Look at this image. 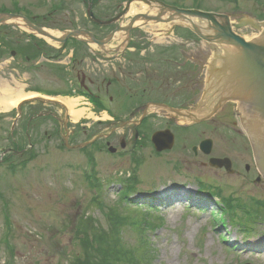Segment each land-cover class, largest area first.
<instances>
[{"label": "rangeland", "instance_id": "374dc122", "mask_svg": "<svg viewBox=\"0 0 264 264\" xmlns=\"http://www.w3.org/2000/svg\"><path fill=\"white\" fill-rule=\"evenodd\" d=\"M83 1L0 0V11H21L56 36L77 28L95 31L87 20V5ZM124 1L103 0L94 10L95 15L101 20L113 18L120 8L123 9ZM161 1L180 8L198 7L195 5L200 4L204 10L226 14L231 20L243 16L264 18V0ZM134 5L138 10L142 7L149 9L142 2ZM129 19L125 18L121 25L128 23ZM120 23L112 25L104 34ZM145 28V32L139 28L133 32L139 43L149 37H163L155 40L160 43L174 42V37H193L185 30H176L170 36L167 34L170 25L167 24L151 22ZM169 36L172 38L168 39ZM34 37L27 29L11 25L0 27V82L9 83L13 89L17 83L25 93L40 91L51 97L64 95L68 88L64 69L68 58L53 57L51 54L61 52L60 46L48 43L50 47L43 43L39 59L32 63L36 59L33 56L37 55L31 43ZM202 47L204 51L203 48L201 51L210 57L211 47L205 43ZM147 68L153 69L150 75L165 74L162 66ZM87 69L92 73H97L98 69L114 70L113 66L106 67L101 63H89ZM133 69L135 71L131 72ZM137 69L133 66L125 73L128 86L133 83L132 77ZM113 75H104L105 82L109 80L111 83ZM142 84L136 83V86ZM115 90L110 88L107 96L124 92L123 89ZM66 100L76 101L84 107L81 98ZM34 107H39V104L27 106L25 112L31 114ZM2 114L10 115L0 119V159L5 158L3 152L9 148L19 154H14L11 162L0 165V264H72L71 259L83 251L75 239L78 230H84L82 219H93L103 232L110 231L112 222L116 221V227L123 230L127 247L144 248L146 264H152V260L153 264H264V250L257 249L264 245V185L252 182L241 169L242 163H251L248 152L244 150L245 142L232 134L243 133L239 123L232 129L217 127L216 132L201 126L195 132L179 133L182 138L178 139L173 150L162 156L144 150L141 158L144 162L139 165L132 160V154L127 156L133 161L129 162L121 154L110 155L107 149L87 151L90 157L82 150H69L62 141L63 130L52 120L35 118L29 125L28 117L19 119L15 126V110ZM92 121L84 119L78 124L73 123L75 140L71 143H83L91 135L83 133L81 128L83 123ZM164 127L165 123L151 120L150 129L153 131ZM12 131L15 140L11 138ZM207 137L215 143L213 156H228L234 161L237 169L234 175L203 166L193 156L190 147ZM115 146L119 147V143ZM182 159L188 164L186 169L177 164ZM137 168L140 180L136 185L137 191L161 193L164 186H172L178 187V192H184L186 187H192L204 196L200 202L173 204L168 200L158 203L142 199L135 194L134 204L129 205L119 183L120 179L130 177L131 169ZM153 171L157 174L152 176L150 173ZM194 177H203L211 184L214 188L212 193L207 189L199 192ZM219 192L221 198H232L240 205L232 210L235 212L232 217L226 216ZM209 193L215 195L209 196ZM244 221L250 230L242 229Z\"/></svg>", "mask_w": 264, "mask_h": 264}, {"label": "flooded vegetation", "instance_id": "af4514ba", "mask_svg": "<svg viewBox=\"0 0 264 264\" xmlns=\"http://www.w3.org/2000/svg\"><path fill=\"white\" fill-rule=\"evenodd\" d=\"M118 28L120 25L114 29ZM104 38L101 36L97 40L104 41ZM171 38L168 37V39ZM137 39L138 37L133 35L115 39L111 44L109 43L110 45H106L109 47H98L91 45L88 39L81 38L70 40L59 49L61 52L51 54L57 58L64 56L68 58L64 65L68 88L67 93L61 96L74 95L76 98H81L83 100L81 105L95 109L99 118L104 114L109 115V120L82 124V132L91 134L85 141L96 139L94 145L101 150L112 147L117 151L116 154L122 156H125L127 151V156L133 153L142 155L145 149L152 152L151 138L159 131H171L175 135L177 144L178 139L182 138L179 133L195 132L201 126H207L212 132H216L217 127L236 128L237 119L240 123L243 122L241 112L236 106L224 105L219 113L213 115L216 109L215 97L210 101H202L201 77L207 71L212 57H208L206 52L201 51L203 43L200 38L174 37L172 39L174 42L163 43L155 41L163 37L145 38L146 41L143 43L137 42ZM207 46L214 51L212 45ZM177 49L179 51L175 52L174 50ZM42 59L45 60V57ZM50 61L53 60L50 59ZM89 63L113 66L114 70L98 69L100 72L92 73L87 69ZM133 66L138 68L137 76L135 74L132 77L133 85L128 86L125 73ZM157 66L164 67L165 74L150 75L153 69L147 67ZM133 71L135 70L131 72ZM110 72L114 74L112 81L105 82L103 76H112ZM136 83L143 84L136 86ZM110 88L117 91L123 89L124 92L118 93L115 90V96H107ZM36 92L40 93V91ZM54 96V98H63L60 95ZM35 104L43 106L41 102ZM39 108L40 106L37 107ZM60 108L63 110L61 111ZM46 109L38 110L37 117L52 120L61 128L70 127L69 139L75 140L73 121L67 110L58 101L49 104ZM151 120L165 123L166 127L153 131L150 129ZM181 122H187V124ZM232 134L236 139H242L241 141L245 144L248 141L243 133L233 132ZM118 143L119 147L115 146ZM194 148H196L195 143L190 147L192 152ZM197 155L198 153L194 154L196 158H198ZM244 169L246 176L252 182L264 185V175L256 166L245 165Z\"/></svg>", "mask_w": 264, "mask_h": 264}, {"label": "water", "instance_id": "95a60500", "mask_svg": "<svg viewBox=\"0 0 264 264\" xmlns=\"http://www.w3.org/2000/svg\"><path fill=\"white\" fill-rule=\"evenodd\" d=\"M135 1H143L149 5L156 3L159 13L158 16L152 18L148 15L137 16L132 19L131 23H134L138 19L147 22L170 23L176 19L187 21L188 18H200L213 24L215 35L212 36V40H216L218 44L226 46L223 47L225 54L219 53L217 55V60L224 66L222 71H220V77L222 76V78L219 81V77L215 84L214 97L222 94V99L217 108L231 100L238 102L241 113H245L244 115L247 116L248 124L246 128L248 134L252 137L255 152L258 154L259 168L262 174H264V23H258L246 16L230 20L227 16L180 10L165 6L154 0H130L125 10L114 20L109 22L95 20V22L100 26H107L124 18L130 5ZM167 14H169V17L164 20L162 17ZM91 17L93 18L92 15ZM218 20H221L222 24ZM12 21H21L33 34L42 36V38H47L53 42L65 43L70 38L86 37L100 46L104 45L103 42L95 41L94 36L89 32H66L62 38H57L45 29L34 26L24 17L11 14L0 15V26L11 23ZM191 24V28L199 37H206L201 34L200 29L193 22ZM132 30L130 26L125 29L129 36H131ZM114 36L115 33L111 34L109 39H112ZM227 48H229L228 51L225 50ZM219 84H221V93L216 90ZM181 123L187 124V122ZM163 137L165 135H157L154 138L156 145L159 147V151L163 150L160 146ZM225 162L216 160L212 161V165L223 167Z\"/></svg>", "mask_w": 264, "mask_h": 264}, {"label": "bare ground", "instance_id": "6f19581e", "mask_svg": "<svg viewBox=\"0 0 264 264\" xmlns=\"http://www.w3.org/2000/svg\"><path fill=\"white\" fill-rule=\"evenodd\" d=\"M159 3H161V4L165 5V6L172 7V8H177V9H180V10L198 11V12L210 13V14H215V15H220V16H227L231 20V17L226 15V14L215 13V12H210V11L204 10L201 7L200 4H196L195 5V6H198V7L192 6L190 8H180V7H176V6L165 4L164 1L162 2L161 0H159ZM145 5H147V4H145ZM134 6H135L134 4L130 5V8L128 9V12H127L128 14L125 15L126 18H130L131 19L132 17H134L137 14L138 15H148L150 18L153 17L152 15L155 16V12H153L152 10H151V13H149V12H147V11H149V9H147L145 7H142L140 10H138V9L134 8ZM248 18L251 19V20H254V21L258 22V23H264V18L255 19V18L250 17V16H248ZM130 19H129L128 22H129V26L132 27V29H133L132 31L133 32H134V29H138L139 27H141V28L143 27L142 29L140 28L141 31H143V32L146 31V28H144L145 27L144 26L145 25L144 22L139 23L140 21L138 20V21H135L134 23H131L132 20L130 21ZM191 22H193V24H195L200 29L201 34L206 36L205 38L199 37L194 32V30L191 28L192 27ZM218 22L220 24H222L221 20H218ZM185 24H186L185 31L191 33V35L193 37L201 38V39H203V40H205V41H207V42L212 44V46L214 47V50H215V57H217V55L219 53L225 54L223 47H226V46L218 44L216 40L215 41L212 40V36L215 35V31L213 30V24H210L206 20H202L200 18H188L187 21H185ZM36 27L41 28V29H45V28H42L40 26H36ZM127 28H128V26H127ZM45 30L49 31L47 29H45ZM69 32H74V31H69ZM50 33L52 35H55L54 32L53 33L50 32ZM30 34H32V33H30ZM127 36H128V32L118 33L115 36V38H113V40L122 39V38H125ZM36 38L38 40L41 39L40 41L43 42L42 36L36 35ZM59 38H61V37H59ZM45 39L47 41H45L43 43H46V45H48V43L51 44L49 39H47V38H45ZM70 40H72V39H70ZM113 40H111V41H113ZM58 45H59V43H57V46ZM48 46H50V45H48ZM102 47H104V46H102ZM106 47H109V46H106ZM228 49L229 48H227L225 50L228 51ZM223 67L224 66L221 63H215V58H214L210 62V65H209L207 71L202 74V76H203V77H201V88H202V90H201V99H202V101H207V100L210 101V100H212L214 98V96H215V84H216L218 78L220 77V71H222ZM14 85H16L15 89H13L10 86L9 83L0 82V114L11 111L22 100H30V99H34V98L38 97L37 94L32 93V92L25 93L23 90L20 89V87H19V85L17 83H15ZM48 100H55V99L48 98ZM55 101H58V100H55ZM58 102L67 110V113L69 114V117L71 118L73 123H76V124H78L79 122H81L84 119L93 120V121H97V120L106 121V120L110 119L108 114H104L101 118H99V115L97 114V111L95 109H92V108H89V107H82L78 103H76L75 101L73 102V101H66V100H63V99H59ZM228 103L233 105V106H236L238 108V110L240 111L238 102H236V100H231ZM229 131L232 133L231 130H229ZM157 135H162V136L165 135V137H163L161 139L162 143H160V146L163 148L162 151H159V149H158L159 147L156 145V143L154 141V138ZM248 141H249V144H247ZM248 141L244 145V150L246 152H248V154H249L248 158H249V161H250L251 164H247L246 162L242 163L241 169H242V171H245V169H244L245 165H249L251 167H253V165H254L261 172V170L259 168L258 154H256V152H255L251 136L248 139ZM151 144H152V147H153V150L151 152L152 155L153 154L156 155V156L165 155V154L169 153L171 150H173L174 147L176 146L175 135L171 131H159V132H156V133L153 134V136L151 138ZM195 145H196V148H194L193 152L191 151V153L193 154V156H194L195 153H198V155H197L198 156V160L200 161V164H202L203 166L208 165L210 168H212L214 170H218V171H224V173H226L228 175H234L235 171H237V169L235 168L236 167L235 163L233 164L234 161L231 158H229L228 156H223V157H216V155L213 156V153H214V150H215V143H214V141L211 138L210 139H203V140L200 141V143L197 142ZM82 147H84V152H87V151L95 152V150L99 152V151H103V150L107 149V148H104L103 150H101V148L95 146L93 141H91V140L89 142L84 143L82 145ZM107 151H108V153L110 155H114V156L120 155V154H116L117 151L114 148H112V147L107 149ZM146 151L150 152L149 149H145V152ZM127 153H128V151L125 152V156L124 157H126L128 159V161L130 162L131 159L127 157ZM87 154H88V157L91 156V155H89L90 153L87 152ZM142 157H143L142 155L136 156L135 153H133V159L132 160L134 161V163H138L140 165V164H142L144 162L141 159ZM204 159H206L205 162H201ZM216 160L226 161V162H225L223 167H217V166L212 165V161H216ZM177 164L178 165H183L185 167V169L188 166V164L183 159L182 160H178ZM130 171H131L130 177L129 178H125L124 180L120 179V183H119L120 187L122 189L121 193L124 194L123 197L125 198V200L128 201L129 205L130 204H134L133 200L135 198H137V196H134L135 194L140 196L142 199H149V200H152V201L158 202V203H162V202H164L166 200L172 201L173 204H179V203L180 204H186L187 202L194 203V201L200 202L201 199L203 198L202 196H204V194L201 191H203L204 189H207L206 191L210 190L211 193H212V191L214 189L213 186L211 184H208V182L203 177H194V179H195V181H196V183L198 185L197 189H199L200 190L199 192H201L200 194H198V190H193L192 187H186L187 190H185L184 192H182V191L178 192V187H172V186L169 187V188H168V186H166V187L164 186L165 190L160 189V190H162L161 193L160 192H156V191H152V190H149V191L146 190L144 192H140V191H137V187H136V185L138 183H140L139 182L140 180H139L138 168L137 169H131ZM156 174H157V171L156 172L153 171L152 173H150V175H152V176L156 175ZM245 175H246V173H245ZM190 177L193 178V176H190ZM185 180L189 181L190 179H185ZM141 182H143V180ZM255 183L258 184L257 182H255ZM145 185H146V183H145ZM201 185H202V187H201ZM209 185H211L212 187H210ZM147 186H150V185L147 184ZM184 188H182V189H184ZM189 191L192 192V193L191 194L188 193ZM221 192L218 193L220 198H221ZM206 195H208V194H206ZM214 195L215 194H210L209 193V196H214ZM221 200H222V204L225 206V209H226L225 210L226 216H230L231 215V217H232V215L235 213L232 210H235V209L239 208L240 205L235 203L232 198H223L222 197ZM256 204H257V202H256ZM113 222L116 223V221H113ZM245 224H246V221L241 223L242 229L243 228H245V229L247 228V229L250 230V227L245 226ZM121 225L122 224H120L119 226L121 227ZM117 226H118V224H117ZM243 232L246 233V231H243ZM122 233H123V230H122L121 234ZM257 249H259V251L264 250V245L262 247H258ZM152 264H153V260H152Z\"/></svg>", "mask_w": 264, "mask_h": 264}, {"label": "trees", "instance_id": "16d2710c", "mask_svg": "<svg viewBox=\"0 0 264 264\" xmlns=\"http://www.w3.org/2000/svg\"><path fill=\"white\" fill-rule=\"evenodd\" d=\"M97 1L89 0L93 4ZM94 27L99 28L96 25ZM33 49L39 53L36 48ZM13 155L10 154L4 162H11ZM81 222L84 230H78L75 239L79 249L83 251L71 259L72 264H146V260H143L144 248L127 247L121 234L122 230L116 227L114 222L111 230L106 232L99 230L97 222L93 219H82Z\"/></svg>", "mask_w": 264, "mask_h": 264}]
</instances>
